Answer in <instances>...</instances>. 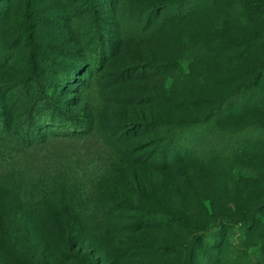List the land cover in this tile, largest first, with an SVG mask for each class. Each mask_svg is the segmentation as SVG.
I'll use <instances>...</instances> for the list:
<instances>
[{
    "label": "rangeland",
    "instance_id": "rangeland-1",
    "mask_svg": "<svg viewBox=\"0 0 264 264\" xmlns=\"http://www.w3.org/2000/svg\"><path fill=\"white\" fill-rule=\"evenodd\" d=\"M249 32L264 0H0V264H264V83L155 152L200 44Z\"/></svg>",
    "mask_w": 264,
    "mask_h": 264
},
{
    "label": "trees",
    "instance_id": "trees-1",
    "mask_svg": "<svg viewBox=\"0 0 264 264\" xmlns=\"http://www.w3.org/2000/svg\"><path fill=\"white\" fill-rule=\"evenodd\" d=\"M225 15L228 16V14ZM259 35V32H249L242 38H235L228 34L227 36L210 35L200 44L194 55L200 54L201 56L195 58L196 63L201 64V72L196 76L187 74L181 83L182 96L168 97L170 110L189 109L194 113L189 118L178 119L179 121L176 122L168 119L172 122L170 124L172 130L165 135V138L160 139L155 150L164 167L171 166L178 161L185 151L182 149L188 146L185 139L182 140L185 129L191 128L190 126L194 123L226 120L234 108H245L260 98L259 91L264 83V49L258 41ZM102 47L101 42L96 46L97 51L93 59L88 62L89 65L99 61L97 52L101 51ZM37 93L39 94L36 97H41L42 102H46L47 109L50 110L49 114L43 116L41 122L46 124L52 121L50 115L52 104L43 94L41 87ZM65 119L73 121L69 117ZM61 124L55 122L46 130L59 128ZM33 128H35L33 123L26 127L24 135L20 137L21 142L31 143L37 138ZM250 229H256L255 222L250 223ZM214 235L217 241L219 231H215ZM76 260L79 264H85L81 256H76Z\"/></svg>",
    "mask_w": 264,
    "mask_h": 264
}]
</instances>
